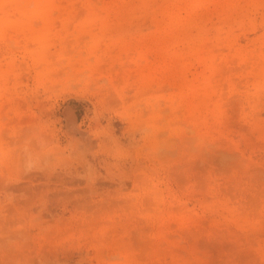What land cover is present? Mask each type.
<instances>
[{
	"label": "rangeland",
	"instance_id": "374dc122",
	"mask_svg": "<svg viewBox=\"0 0 264 264\" xmlns=\"http://www.w3.org/2000/svg\"><path fill=\"white\" fill-rule=\"evenodd\" d=\"M0 264H264V0H0Z\"/></svg>",
	"mask_w": 264,
	"mask_h": 264
},
{
	"label": "bare ground",
	"instance_id": "6f19581e",
	"mask_svg": "<svg viewBox=\"0 0 264 264\" xmlns=\"http://www.w3.org/2000/svg\"><path fill=\"white\" fill-rule=\"evenodd\" d=\"M199 4V3H198Z\"/></svg>",
	"mask_w": 264,
	"mask_h": 264
}]
</instances>
